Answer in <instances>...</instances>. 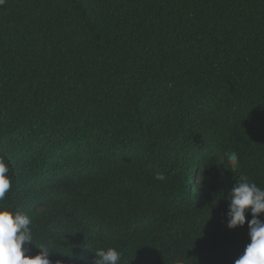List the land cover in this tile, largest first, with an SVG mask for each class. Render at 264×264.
Segmentation results:
<instances>
[{
	"label": "trees",
	"instance_id": "16d2710c",
	"mask_svg": "<svg viewBox=\"0 0 264 264\" xmlns=\"http://www.w3.org/2000/svg\"><path fill=\"white\" fill-rule=\"evenodd\" d=\"M0 156L33 256L234 264L226 197L264 188V0H5Z\"/></svg>",
	"mask_w": 264,
	"mask_h": 264
},
{
	"label": "clouds",
	"instance_id": "9594fccd",
	"mask_svg": "<svg viewBox=\"0 0 264 264\" xmlns=\"http://www.w3.org/2000/svg\"><path fill=\"white\" fill-rule=\"evenodd\" d=\"M4 2L5 0H0V5ZM226 156L233 169L239 166L236 152H229ZM8 173L5 159L0 156V201L12 186ZM155 179L163 181L165 176L156 173ZM226 199L229 202L226 212L227 228L231 230L247 223L249 229L250 242L234 264H264V220L260 218L264 214V188L241 176ZM249 211L251 219L246 220V213ZM31 223V218L26 214L0 207V264H64L62 260L53 262L49 258L53 251L45 244L36 246L38 254H30L27 245L33 242ZM95 255L94 264H120L122 258L121 253L112 247L97 250ZM176 264H184L183 259L178 258Z\"/></svg>",
	"mask_w": 264,
	"mask_h": 264
}]
</instances>
